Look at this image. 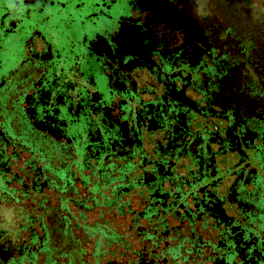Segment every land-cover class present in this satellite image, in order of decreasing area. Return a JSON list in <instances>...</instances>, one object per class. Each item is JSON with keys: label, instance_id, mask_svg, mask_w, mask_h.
I'll return each instance as SVG.
<instances>
[{"label": "flooded vegetation", "instance_id": "flooded-vegetation-1", "mask_svg": "<svg viewBox=\"0 0 264 264\" xmlns=\"http://www.w3.org/2000/svg\"><path fill=\"white\" fill-rule=\"evenodd\" d=\"M0 264H264L263 1L0 0Z\"/></svg>", "mask_w": 264, "mask_h": 264}, {"label": "rangeland", "instance_id": "rangeland-1", "mask_svg": "<svg viewBox=\"0 0 264 264\" xmlns=\"http://www.w3.org/2000/svg\"><path fill=\"white\" fill-rule=\"evenodd\" d=\"M261 1H263V4H264V0H261ZM96 218L97 217H95L93 214L91 215V217H90V224L92 225L93 223H94V221L96 220Z\"/></svg>", "mask_w": 264, "mask_h": 264}]
</instances>
